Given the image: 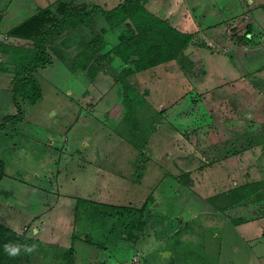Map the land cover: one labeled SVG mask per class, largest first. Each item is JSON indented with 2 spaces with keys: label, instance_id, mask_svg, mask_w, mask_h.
Segmentation results:
<instances>
[{
  "label": "rangeland",
  "instance_id": "1",
  "mask_svg": "<svg viewBox=\"0 0 264 264\" xmlns=\"http://www.w3.org/2000/svg\"><path fill=\"white\" fill-rule=\"evenodd\" d=\"M55 1L0 0V37L28 46L10 28ZM96 17L47 43L40 97L18 98L22 116L0 126V220L18 233L14 264H264V185L224 207L214 196L264 179V69L204 87L196 60L187 72L134 70L129 106L116 79L126 62L99 57L93 74L68 65L92 29H104L101 51L115 42L121 23ZM12 52L0 51V120L15 111Z\"/></svg>",
  "mask_w": 264,
  "mask_h": 264
},
{
  "label": "trees",
  "instance_id": "2",
  "mask_svg": "<svg viewBox=\"0 0 264 264\" xmlns=\"http://www.w3.org/2000/svg\"><path fill=\"white\" fill-rule=\"evenodd\" d=\"M143 2L144 0H121L111 7L94 4L86 9L83 7L66 9L61 1L62 4L57 2L53 8L39 7V11L27 20L11 27L10 34L30 39V44L26 46L24 43L0 41V51H13L12 60L15 63L11 84L15 111L4 114L0 126L5 121L14 122L22 116L23 111L18 98L35 102L40 97L41 86L34 71L51 59L47 43L70 25L83 23L93 28L95 10H99L112 24L121 23L117 41L101 51L106 42L103 37L104 29H92L94 35L84 40L73 54L72 62L68 64L71 69L81 66L85 67L89 74H93L99 64V57L126 62L118 70L116 79L121 81L122 100L129 106L138 92L126 78L127 74L167 60L174 61L181 70L187 72L192 67L193 59L184 48L193 38V33L178 28L165 17L148 9ZM3 166V160L0 158V177L3 174ZM263 185L264 179H254L233 185L214 196L221 195L222 202L218 203V207H224ZM232 220L238 222L241 219L234 217ZM17 237L18 233L11 226L0 221V264L16 262L18 256H9L5 251V245L9 244V249L17 247L20 252L18 243H14L16 241L14 238Z\"/></svg>",
  "mask_w": 264,
  "mask_h": 264
},
{
  "label": "crops",
  "instance_id": "3",
  "mask_svg": "<svg viewBox=\"0 0 264 264\" xmlns=\"http://www.w3.org/2000/svg\"><path fill=\"white\" fill-rule=\"evenodd\" d=\"M119 1L121 0H77L85 9L94 4L111 7ZM143 3L170 23L182 30L191 31L193 37L196 35L199 38L198 43H193L192 38L184 48L201 67L196 80L197 86H216L228 82L226 85H237L234 80L247 79V74L254 76L257 71L264 69V0H144ZM54 4L48 7L53 8ZM97 13L103 15L95 10L93 23ZM236 18L239 20L236 21ZM234 32L236 33L233 34ZM236 34L240 35L235 37ZM0 40L5 41L2 37ZM162 63L176 64L167 60L148 68ZM188 78L184 77V80L187 82ZM242 85L238 84V87ZM6 123L8 122H3V127ZM85 196L88 195H82L81 198ZM91 198L96 199L93 196ZM8 225L13 224L9 222ZM35 229L39 231L38 227L33 228ZM262 234L264 235V231Z\"/></svg>",
  "mask_w": 264,
  "mask_h": 264
},
{
  "label": "clouds",
  "instance_id": "4",
  "mask_svg": "<svg viewBox=\"0 0 264 264\" xmlns=\"http://www.w3.org/2000/svg\"><path fill=\"white\" fill-rule=\"evenodd\" d=\"M25 248V252H32L34 250V246H27V245H24L23 246ZM5 251L6 253L9 255V256H17L19 255V250L17 247H12L11 249H9V244H6L5 245Z\"/></svg>",
  "mask_w": 264,
  "mask_h": 264
},
{
  "label": "water",
  "instance_id": "5",
  "mask_svg": "<svg viewBox=\"0 0 264 264\" xmlns=\"http://www.w3.org/2000/svg\"><path fill=\"white\" fill-rule=\"evenodd\" d=\"M153 203H154V204H157V201L155 200Z\"/></svg>",
  "mask_w": 264,
  "mask_h": 264
}]
</instances>
